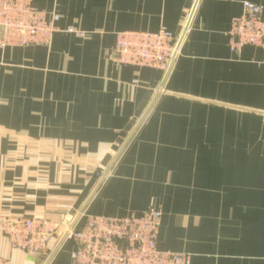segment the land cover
Here are the masks:
<instances>
[{
    "label": "crops",
    "instance_id": "obj_1",
    "mask_svg": "<svg viewBox=\"0 0 264 264\" xmlns=\"http://www.w3.org/2000/svg\"><path fill=\"white\" fill-rule=\"evenodd\" d=\"M196 1L31 0L78 35L0 49V215L47 218L60 233L33 258L0 232V257L45 264L127 143L77 227L155 207L160 250L264 264V49L232 53L227 36L245 2L264 0H198L166 78L115 60L118 33L179 39ZM74 249L68 237L48 264H73Z\"/></svg>",
    "mask_w": 264,
    "mask_h": 264
},
{
    "label": "built area",
    "instance_id": "obj_2",
    "mask_svg": "<svg viewBox=\"0 0 264 264\" xmlns=\"http://www.w3.org/2000/svg\"><path fill=\"white\" fill-rule=\"evenodd\" d=\"M61 17L33 6L31 0H0V49L49 46L61 30ZM230 51L245 47L264 49V5L243 4L227 33ZM178 37L166 29L157 32L127 31L116 35L115 60L139 68L166 72L176 51ZM163 213L149 207L142 215L111 217L89 215L70 232L75 242L73 264H191V255L162 251L158 235ZM0 232L10 247L40 258L60 233V225L41 217L0 215ZM0 264H11L0 257Z\"/></svg>",
    "mask_w": 264,
    "mask_h": 264
},
{
    "label": "water",
    "instance_id": "obj_3",
    "mask_svg": "<svg viewBox=\"0 0 264 264\" xmlns=\"http://www.w3.org/2000/svg\"><path fill=\"white\" fill-rule=\"evenodd\" d=\"M198 3V0L196 1V4H195V7L189 17V20L187 22V25H186V28H185V31L184 33L181 35V37L178 39V43H177V46H176V51L173 55V58L171 60V63L166 71V76L165 78L168 76L170 70L172 69V66L174 64V61L177 57V54H178V51L182 45V42L184 40V37H185V34H186V31L188 30V27H189V24H190V21L192 19V16L194 14V10L196 8V5ZM162 87H160L158 93L161 91ZM142 121V120H141ZM136 130V129H135ZM135 130L133 131V133L135 132ZM127 144V143H126ZM126 144L121 148V150L119 151V153L116 155V157L114 158V160L112 161V163L110 164V166L106 169V171L104 172V174L102 175V177L99 179L96 187L94 188V190L92 191L91 195L89 196L88 200L86 201V203L84 204V206L82 207V209L79 211V213L76 215V217L74 218V220L72 221V223L67 227V229L64 231L62 237L59 239V241L57 242V244L55 245V247L53 248L51 254L49 255L47 261L45 264H48L51 259L55 256V254L57 253V251L60 249V247L62 246V244L66 241V239L68 238L70 232L74 229V227L76 226L77 222L79 221L80 217L83 215L86 207L88 206V204L90 203V201L92 200V198L94 197V195L96 194V192L98 191V189L101 187V185L104 183V181L106 180V178L108 177L109 173L111 172L114 164L116 163V161L118 160L119 156L121 155V153L123 152V150L125 149L126 147Z\"/></svg>",
    "mask_w": 264,
    "mask_h": 264
},
{
    "label": "rangeland",
    "instance_id": "obj_4",
    "mask_svg": "<svg viewBox=\"0 0 264 264\" xmlns=\"http://www.w3.org/2000/svg\"><path fill=\"white\" fill-rule=\"evenodd\" d=\"M59 15V14H58ZM61 17V16H60Z\"/></svg>",
    "mask_w": 264,
    "mask_h": 264
}]
</instances>
